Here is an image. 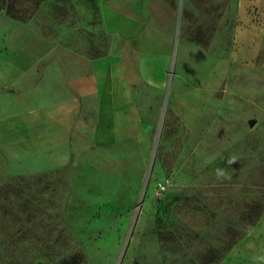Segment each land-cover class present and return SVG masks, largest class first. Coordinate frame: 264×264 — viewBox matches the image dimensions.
Listing matches in <instances>:
<instances>
[{"label": "rangeland", "instance_id": "1", "mask_svg": "<svg viewBox=\"0 0 264 264\" xmlns=\"http://www.w3.org/2000/svg\"><path fill=\"white\" fill-rule=\"evenodd\" d=\"M108 1L0 0V20L40 10L43 31H88L93 46ZM127 1L123 17L147 20L167 56L134 73L132 133L147 135L35 175L0 152V264H264V0ZM201 79L217 86L186 126L170 88Z\"/></svg>", "mask_w": 264, "mask_h": 264}, {"label": "crops", "instance_id": "2", "mask_svg": "<svg viewBox=\"0 0 264 264\" xmlns=\"http://www.w3.org/2000/svg\"><path fill=\"white\" fill-rule=\"evenodd\" d=\"M108 2L109 9L106 2L100 7L104 39L93 46L88 31L75 34L58 26L43 31L40 10L26 21L9 15L0 20V152L9 173L41 174L75 161L105 163L124 143L147 135L144 127L132 133L139 116L135 88L141 83L134 73L165 64L167 56L159 43L149 48L153 40L143 37L150 31L147 20L119 11L133 2ZM179 83L171 85L170 108L186 126L193 125L217 85L208 89L210 82L201 79L177 94Z\"/></svg>", "mask_w": 264, "mask_h": 264}]
</instances>
